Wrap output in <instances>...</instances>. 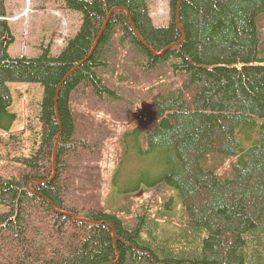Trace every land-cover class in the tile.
Wrapping results in <instances>:
<instances>
[{"label":"trees","instance_id":"obj_1","mask_svg":"<svg viewBox=\"0 0 264 264\" xmlns=\"http://www.w3.org/2000/svg\"><path fill=\"white\" fill-rule=\"evenodd\" d=\"M62 1L82 21L64 48L12 56L16 31L0 0V130L18 119L12 84L43 89L36 152L0 138L16 165L0 175V264H264V0H169L166 26L150 0ZM121 53L133 58L127 69ZM94 95L104 119L90 127L72 105L82 97L92 108ZM147 99L158 121L130 129L113 166L102 164L94 134H113L122 107ZM142 153L164 166L128 180L129 157L140 168Z\"/></svg>","mask_w":264,"mask_h":264},{"label":"rangeland","instance_id":"obj_2","mask_svg":"<svg viewBox=\"0 0 264 264\" xmlns=\"http://www.w3.org/2000/svg\"><path fill=\"white\" fill-rule=\"evenodd\" d=\"M5 4L8 8L6 18H8L16 31V42L12 43L9 48V52L12 56H37L42 52L43 48L47 46L51 47L52 54L58 53L64 48L66 42L77 33L81 26L82 21L80 12L65 8L62 0H6ZM150 8L152 19L157 26H166L169 23L171 20L169 0H150ZM116 59L117 63L121 64L122 69H127L125 65H131V62H133V58L129 59L122 53ZM126 71L127 70H123L119 72V75L125 74ZM106 78L114 80V76H112L111 73L106 75ZM10 87L13 91V105L11 110L17 114L18 119L9 132L0 130V138L7 140L11 135H16L20 138L22 152L29 157L36 152L39 146L40 130L38 115L43 89L38 84H12ZM147 100H151V102H147ZM147 100H136L132 104H128L127 107H122V111L120 112L122 114H119V124H113L116 129L118 127V130H115L113 134L110 133L106 135L101 141H99L97 134H94L93 139L100 142V146L103 149L102 164L108 165L109 167L113 166L110 162V157L112 160V157L116 156V154L120 155L122 153L124 149L122 140L124 139L127 142L126 134L128 132L135 128H148L151 125L147 129L150 130L158 121L159 114L155 115L153 124L147 123L149 115L157 111L156 103L153 99ZM143 103L150 104V107L142 111ZM72 106H76L80 118H87L90 120V127L96 126L99 121L104 119V113L101 112L102 109L93 106L91 108V105L86 104L82 97H79L76 105ZM134 113L138 114L134 115ZM30 125L32 129L29 128ZM81 130L87 129H85V126H82ZM132 145L134 144L131 143V146ZM6 151L7 150L0 145V173L4 172L0 175L5 176L7 174L10 175L12 170L16 167L15 163L11 162L12 157L9 158ZM140 158L142 159L140 168H134L133 164L136 157H129L130 160L127 161L124 169V175L128 180L129 176L133 174H129L128 171L133 172L134 170V173L141 174L142 177H145L148 174L151 176L153 174V168L156 166H164L163 158L158 153H142ZM54 159L55 163L56 158L54 157ZM116 162L115 159V165ZM82 164L84 165V160H82ZM228 167L229 164H226L225 168ZM76 170L78 172L76 175H81L77 179L80 177L86 179V175L82 174L81 170ZM110 171L111 170L108 172ZM76 175L74 171H70L71 179H76ZM100 179L106 182V192L108 196L112 191L113 182L110 183L111 178H109V176L105 179ZM125 185V180H122L121 184L119 183V187L121 186L123 189ZM159 193L160 192L155 189L154 193L148 194L156 198ZM137 195V197L141 199V202L148 199L143 189H140ZM104 197L106 198V196ZM148 204L149 201L144 204V207Z\"/></svg>","mask_w":264,"mask_h":264},{"label":"bare ground","instance_id":"obj_3","mask_svg":"<svg viewBox=\"0 0 264 264\" xmlns=\"http://www.w3.org/2000/svg\"><path fill=\"white\" fill-rule=\"evenodd\" d=\"M155 23V22H154ZM156 25V24H155ZM157 26V25H156ZM53 55H57V53L53 54ZM91 103L93 107H97V108H101L103 109L105 106V102L102 101L100 98H98L96 95L92 96L91 98ZM55 109H56V116H57V120L60 121V123L62 122V118H61V113L58 107V103H56L55 105ZM62 125V123H61ZM76 134L74 133V131L72 130V133L70 135V137L72 138V141H77V139L80 138V133L79 131L76 129ZM61 133H62V126H60V131L58 134H56V139H55V145H54V149H53V157L57 158V153H58V147L60 144V140H61ZM54 168H56L55 164H54Z\"/></svg>","mask_w":264,"mask_h":264},{"label":"water","instance_id":"obj_4","mask_svg":"<svg viewBox=\"0 0 264 264\" xmlns=\"http://www.w3.org/2000/svg\"><path fill=\"white\" fill-rule=\"evenodd\" d=\"M179 23V22H178ZM150 104H148V103H143L142 104V106H143V109H142V111L146 108V109H148L150 106H149ZM141 111V112H142ZM135 114H138V113H134V115ZM155 115H158V113H157V111H155V113L154 114H150L149 115V117L147 118V123L148 124H153V120L155 119Z\"/></svg>","mask_w":264,"mask_h":264},{"label":"flooded vegetation","instance_id":"obj_5","mask_svg":"<svg viewBox=\"0 0 264 264\" xmlns=\"http://www.w3.org/2000/svg\"><path fill=\"white\" fill-rule=\"evenodd\" d=\"M150 126H151V125H150ZM150 126H149V127H150ZM149 127H148V128H149ZM140 128H141V127H140ZM148 128H142V129H143V130H147Z\"/></svg>","mask_w":264,"mask_h":264}]
</instances>
